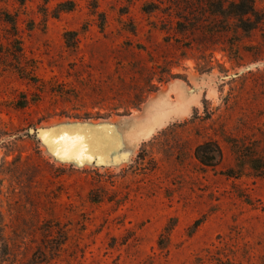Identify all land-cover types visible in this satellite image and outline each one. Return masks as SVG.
Wrapping results in <instances>:
<instances>
[{
  "label": "rangeland",
  "instance_id": "1",
  "mask_svg": "<svg viewBox=\"0 0 264 264\" xmlns=\"http://www.w3.org/2000/svg\"><path fill=\"white\" fill-rule=\"evenodd\" d=\"M232 1L0 0V264H264V0Z\"/></svg>",
  "mask_w": 264,
  "mask_h": 264
},
{
  "label": "trees",
  "instance_id": "2",
  "mask_svg": "<svg viewBox=\"0 0 264 264\" xmlns=\"http://www.w3.org/2000/svg\"><path fill=\"white\" fill-rule=\"evenodd\" d=\"M70 9L71 6L67 9V11H69ZM215 9L220 16L235 19L236 22L239 24V28L243 31L251 29L252 26H255L261 20L258 12L255 9L253 0H233L226 7H223L218 4ZM72 35L73 33H67L64 35V42L67 47H69L68 39ZM234 153L238 159L237 165L238 163L240 164V162L245 161V164L254 173H260L261 175L264 174V166H261V161L249 155L247 149H242L240 151L235 150ZM194 157L202 167H212L213 164L220 159L221 152L215 144L210 142L203 143L195 148ZM225 176L234 177L233 170L227 171L225 173ZM164 230L168 231V229ZM64 237L66 238L65 233L62 236V239H64ZM62 245L63 242L54 245L52 251L54 253H58ZM47 254L48 252L45 250L43 252L40 249L36 250L32 255L30 264H49L51 259L48 260L47 258H45Z\"/></svg>",
  "mask_w": 264,
  "mask_h": 264
},
{
  "label": "water",
  "instance_id": "3",
  "mask_svg": "<svg viewBox=\"0 0 264 264\" xmlns=\"http://www.w3.org/2000/svg\"><path fill=\"white\" fill-rule=\"evenodd\" d=\"M33 133V131H31ZM65 144L66 145H69L70 146V150L74 149L77 153L80 152L82 146H84L86 144V140H85V137L79 135V134H76L74 136H72L70 139H66L64 140Z\"/></svg>",
  "mask_w": 264,
  "mask_h": 264
},
{
  "label": "bare ground",
  "instance_id": "4",
  "mask_svg": "<svg viewBox=\"0 0 264 264\" xmlns=\"http://www.w3.org/2000/svg\"><path fill=\"white\" fill-rule=\"evenodd\" d=\"M176 104V103H175ZM164 111H163V107L161 108V110L159 111V113L161 114V113H163ZM142 131H143V129H142ZM139 133V132H138Z\"/></svg>",
  "mask_w": 264,
  "mask_h": 264
}]
</instances>
